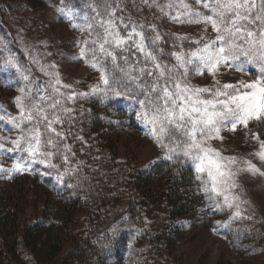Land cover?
<instances>
[{
  "label": "rangeland",
  "instance_id": "rangeland-1",
  "mask_svg": "<svg viewBox=\"0 0 264 264\" xmlns=\"http://www.w3.org/2000/svg\"><path fill=\"white\" fill-rule=\"evenodd\" d=\"M13 2L18 6H11ZM37 2L38 5L34 6L28 0H0V145H3L0 169L5 170L0 172V190L12 185V189L22 195L26 192L28 202L21 216V225L41 221L44 216L43 200L49 197L66 201L79 198L85 208L76 207L78 215L84 220L89 214H94V207L85 202L86 194L81 197L78 193L83 191L79 173L82 167L99 165L109 152L95 146L96 137L78 125L81 108L84 105L89 107L92 101L102 104L101 110H105L107 117H113L112 121H121V128L118 126L112 134L117 155L114 163L140 169L157 161L187 166L195 175L204 203L195 217L182 220L179 236L161 255L138 242L139 233L135 226L116 223L123 200L112 196L113 199L104 208L96 209L99 217L105 216V219L97 220L105 221V225L98 230L101 241L95 244L100 246L102 253L111 256L112 264H264V175L239 171L235 177L236 187L227 193L213 192L207 174H198L193 160L184 156L182 149L173 154L167 147L158 145L153 136V125L144 118L143 110L136 103L137 98L142 100L148 94L153 98L162 96L166 79L161 76L163 66L172 68L176 64L173 52L195 49L193 41L200 40L203 44L215 39L216 33L211 26L205 33L203 24L174 22L173 18L177 16L180 20H187L181 0H147V3L145 0ZM183 2L194 12H207L195 0ZM169 3L171 8L166 6ZM260 8L261 0H256L252 15L255 16ZM102 19L113 22L111 26L105 24L111 32L105 48L111 55L101 52L99 45L92 43L97 32L103 34L100 26ZM240 23L256 30L247 21ZM89 25L94 29L91 35L87 30ZM134 26L136 33L143 32L146 37L143 41L146 50L143 52L138 47L140 35L128 38ZM157 32L161 38L152 43ZM117 35L122 43H117ZM85 41L89 42V49H95L98 67L112 75L125 93L124 97L105 99L100 71L90 66L93 59L91 52L86 59L81 58L80 50L85 47ZM149 53L155 59L150 58ZM10 58L13 61L11 64ZM157 64L161 65L160 69ZM256 74L258 69L255 65L250 67L247 75L221 67L217 79L221 84H237L241 80L252 81ZM174 83L175 80L171 81L169 87ZM188 83L193 88H215L213 77L207 73H191ZM95 85H99L101 91L92 94L91 89ZM154 85L156 91L152 90ZM73 93L89 95H76L69 100ZM17 97L22 98L24 118L28 120L30 115L31 123L20 124L21 110ZM115 100L120 103L115 104ZM159 102L163 104V100ZM37 108L41 111L38 112ZM13 117L16 118L15 124L10 119ZM37 121L44 133L42 139H51L56 144L55 148L44 151L56 155L49 160L48 167L36 163L31 164L29 170L9 171L17 162L16 158L23 156L28 159L27 152L13 148V141L21 137V128L26 131ZM49 121H52L54 131L48 130ZM252 134L264 141V121L252 120L248 128L238 125L236 131L225 129L220 133L223 140H211L209 144L222 155L237 158V163L232 165L234 170L246 169L244 161L247 160L264 172V162L255 155L259 143ZM161 142L170 143L163 137ZM166 154L171 155V159H166ZM65 156L68 157L67 163L64 162ZM110 187L115 189L112 184ZM225 194L233 207L225 203ZM233 196L239 199L233 201ZM237 206L239 215H235ZM73 243L67 246L72 247Z\"/></svg>",
  "mask_w": 264,
  "mask_h": 264
},
{
  "label": "snow or ice",
  "instance_id": "snow-or-ice-1",
  "mask_svg": "<svg viewBox=\"0 0 264 264\" xmlns=\"http://www.w3.org/2000/svg\"><path fill=\"white\" fill-rule=\"evenodd\" d=\"M195 2L207 12H194L188 4L181 0L187 20H180L177 16L173 18L174 22L203 24L205 33H207L208 26H211L212 31L216 33L215 39L203 44L200 40H196L193 41L196 44L195 49L188 52H173L176 64L172 68L163 66L161 71V76L166 78L162 96L153 98L151 94H148L142 100L137 98L136 103L143 110L144 118L153 125V136L156 137L158 145L161 148L167 147L173 154L182 149L183 155L193 160L195 171L198 174H207L212 184V191L221 194L236 187L235 177L239 171L247 170L251 174L264 175V172L247 160L244 161L246 169L234 170L232 165L237 163V158L224 156L221 151L209 144L211 140H223L224 137L220 133L225 129L230 128L232 131H236L238 125L248 128L249 122L252 120L264 121V0H261L260 11L255 16L252 13L256 8V0H195ZM166 6L171 8L172 4L169 3ZM63 11L61 9L62 13ZM242 20L254 25L256 30L241 24ZM112 23L111 19L108 21L102 19L100 26L103 28V34L97 32L96 39L92 41L93 44H98L100 51L107 55H111V52L105 48V45L109 43L108 36L111 35V32L110 27H105V24L111 26ZM140 27L143 28V25ZM87 30L90 35L94 31L91 25ZM137 34L141 37L138 47L143 52L146 50L143 44L146 37L143 32L136 33L134 26L133 32L129 33L128 38L131 39ZM160 38L157 32L151 42L155 43ZM115 39L118 44L123 42L118 35ZM178 39L182 38L178 37ZM88 43L85 41V47L80 50L81 58L86 59L91 52L93 59L90 66L100 71V82L104 85L102 90L105 93V99L124 97L125 93L120 90L112 75L102 67H98L99 62L95 59V49H89ZM149 55L150 58L155 59L151 53ZM12 62L10 58L9 64ZM253 65L258 69V74L250 82L241 80L237 84H221L217 79V73L221 67H227L247 75ZM156 67L160 69L161 65L157 64ZM191 73L211 75L215 88H193L188 83V76ZM173 80L175 83L169 87ZM57 82L59 83V81ZM61 86L70 87L69 85ZM152 90L156 91L155 85ZM99 91H101L99 85H95L91 89L92 94ZM205 93L208 95L205 96ZM76 95L83 97L89 94L73 93L68 99L72 100ZM160 100H163V104L159 102ZM16 102L21 110L20 124L31 123L30 115L28 120L24 118L25 108L22 98L17 97ZM114 103L119 104L120 101L115 100ZM37 111L39 112L41 109L37 108ZM66 111H70V109H66ZM44 118L46 119V116ZM10 119L14 124L16 123V118ZM51 124L52 121H49L48 130L54 131ZM21 133V137L13 141V148L27 152L28 159L25 160L23 156L16 158L17 162L9 171L29 170L31 164L36 163H43L45 167H48L49 160L56 153L44 151V149L55 148L56 144L51 139L47 141L42 139L44 133L39 128V121L26 131L21 128ZM252 135L259 143V150L255 155L261 162H264V141H261L258 135ZM162 137L168 139L170 143L167 145L162 143ZM0 150H3V145H0ZM165 158L171 159V155L166 154ZM64 162H68L67 156H65ZM3 171L5 170L0 169V172ZM197 178L200 179V175ZM221 185L222 188L219 187ZM205 190L207 191V188ZM224 199L228 207H233L227 194L224 195ZM237 199L239 197H232L233 201ZM239 214L237 206L235 215Z\"/></svg>",
  "mask_w": 264,
  "mask_h": 264
},
{
  "label": "trees",
  "instance_id": "trees-1",
  "mask_svg": "<svg viewBox=\"0 0 264 264\" xmlns=\"http://www.w3.org/2000/svg\"><path fill=\"white\" fill-rule=\"evenodd\" d=\"M37 1L28 0L34 6ZM11 6L18 4L13 2ZM89 104L81 108L78 125L96 137L95 146L109 152L99 165L82 167L79 173L83 191L78 193L81 197L86 194L85 202L94 207V214L84 220L78 215L76 207L85 208L79 198L66 201L49 197L43 200V219L21 225L28 202L26 192L22 195L12 185L11 189L2 188L0 264H112L111 256L95 245L101 241L98 230L105 225V221L97 220L105 216L99 217L96 209L104 208L112 196L123 200L116 223L135 226L138 242L161 254L179 236L182 220L195 217L203 206L195 175L187 166L157 161L140 169L114 163L117 155L112 134L118 126L121 128V121L107 117L102 104ZM70 242H74L72 247L67 246Z\"/></svg>",
  "mask_w": 264,
  "mask_h": 264
}]
</instances>
